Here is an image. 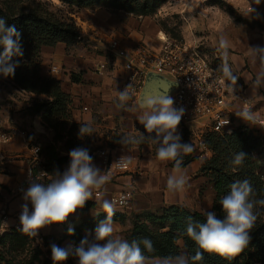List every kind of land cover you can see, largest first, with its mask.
<instances>
[{"label":"crops","instance_id":"obj_1","mask_svg":"<svg viewBox=\"0 0 264 264\" xmlns=\"http://www.w3.org/2000/svg\"><path fill=\"white\" fill-rule=\"evenodd\" d=\"M253 8L255 9L254 17L257 18L255 20L264 26V0H261L260 5L254 4ZM157 30L155 25H147L145 19H136L130 23L118 24L113 29L112 34L115 36L114 39L118 40L119 46L126 49L137 44L158 48L160 41L157 38ZM81 32L80 34H82ZM87 36L93 37V32L88 33ZM109 39L105 40V50L110 52L109 55L100 54L84 47L80 48L79 43L83 40L82 35H80L78 42L68 48L64 43L58 42L54 46H42L40 52L42 75L58 79L62 90L70 94L71 120L78 124L90 122L94 129L92 136H88L87 139L90 149L87 148V142L85 145L83 143L82 146V148L89 150L90 155L91 151L97 147L115 144L122 134L133 133L139 123L137 116L142 111L149 110L138 108L136 112H129L115 107L117 91L124 89L125 79L129 73L123 70L122 59L107 48ZM253 39L255 42L251 46L248 42ZM229 46L231 47L227 49L228 63L233 74L238 77L242 84L244 92L242 96L231 98L228 101V106L232 111V118H235L237 123H242L244 122L243 119L236 116L235 113L245 108L244 99L251 105V101L259 100L261 96L259 88L254 86L259 66L254 65L252 67L249 65V69L245 68V61L249 63V59L253 57L250 47H264V33L250 31L245 33L236 44ZM52 65L57 67L55 72L50 71ZM71 73L79 74L80 81H73L70 77ZM261 87L264 88V86ZM30 97L44 98L43 95L20 90L6 78L0 76V131L14 124L24 130L26 134L25 137L17 134L11 141L0 143V205H6L9 211H14L24 203L23 193H13V190L25 175L28 157L30 156L27 141L34 140L39 144L44 136L49 140L52 136L51 131L45 127L41 134L33 131L32 121L40 122V119L37 115L31 116L28 113V107L31 105ZM28 98L29 101H24ZM129 104H134V102L129 101ZM23 109L26 111L24 110V112ZM254 128L262 136L260 131L256 127ZM207 130L204 122L200 120L184 127H178V133L182 138L181 142L191 144L192 148L193 146L196 147L197 140ZM77 137L83 142V137H79L78 134ZM128 152L135 156L131 161V170L112 177L102 190L101 199H108L110 195L124 188L132 189V199L129 206L125 208L115 206V214H118V217L113 216V224H123L128 218L124 216V213L157 212L172 204L181 205L188 209L195 207L192 209L201 212L200 205L204 202L208 204L209 200L211 209L214 196L212 184L209 176L201 171L204 159L210 155L209 150L204 151L201 156L197 155L195 151L188 153L190 159L181 166L188 183L185 189L179 192H170L167 189L166 181L168 176L173 174L174 162L158 160L155 145L145 142L128 150ZM92 158L94 165L103 171L101 159L93 156ZM184 159L182 157V161ZM64 170L65 168L61 172ZM138 170H141V174L136 173ZM52 178L54 177H45L44 183L47 184ZM105 216L106 214L103 213L100 204L96 202V197H93V200L87 201L82 209H78L75 214L70 216L65 224L51 225L40 231L49 234L59 230L63 232L65 227H74L84 220Z\"/></svg>","mask_w":264,"mask_h":264},{"label":"clouds","instance_id":"obj_2","mask_svg":"<svg viewBox=\"0 0 264 264\" xmlns=\"http://www.w3.org/2000/svg\"><path fill=\"white\" fill-rule=\"evenodd\" d=\"M260 5L261 0H252ZM255 11L252 6L249 12ZM229 43L223 36L220 48L223 49V63L220 71L224 79L230 81L229 91L234 92L238 77L233 74L228 63L227 49ZM251 54L259 63L254 86H264V47H250ZM21 33L15 25L7 26L6 20L0 18V76L13 77L19 66L14 57H23ZM135 95L131 83L122 91H117L115 107L129 112L142 111L137 119L143 126L138 134L124 133L117 141L122 147L131 150L135 146L148 142L156 146V158L162 162H174L173 174L169 175L166 187L170 192L185 189L188 181L182 172V157L193 151L192 145L181 142L178 127L185 115L183 107H174L171 96H161L144 103L129 104ZM245 122L258 123V119L245 107L235 113ZM229 121L225 120V125ZM94 129L90 122L80 124L79 137L92 136ZM69 164L63 172L58 169L49 174L41 171L35 179L28 173L29 186L21 189L24 203L19 215V230L30 238H37L40 230L51 225H63L69 217L82 209L86 202L93 200L100 204L106 218L97 225L93 238L85 236L78 244L68 243L65 246L50 245L52 264H65L69 258H75L76 264H197L203 260V253H215L221 257L232 259L239 255L251 242V230L255 227L264 199H256L255 191L247 180H237L230 185V191L220 199L223 219L217 217L215 211H206L205 222H189L186 235L196 245L194 255L180 253L152 259L145 252L154 251L152 242L131 241L116 235L113 225L115 201L101 199L104 186L110 181V174L101 171L93 163V158L86 148L77 147L69 151ZM247 154L240 151L230 161L232 166L243 165ZM131 157L122 155L120 160L126 162ZM54 177L47 184L41 182L44 177ZM31 204V211L29 209ZM7 223V222H5ZM74 234V228H68V235ZM143 244V249L141 248Z\"/></svg>","mask_w":264,"mask_h":264},{"label":"trees","instance_id":"obj_3","mask_svg":"<svg viewBox=\"0 0 264 264\" xmlns=\"http://www.w3.org/2000/svg\"><path fill=\"white\" fill-rule=\"evenodd\" d=\"M59 1L77 8H86L101 0ZM0 18L6 20L7 26L15 25L21 33L24 52L23 57L13 58L14 61H19V66L15 75L6 79L20 90L44 96L37 99L38 104L35 106V115L52 133L49 143L40 144L41 154L45 159L44 168L49 174L57 169L62 171L70 162L69 150L83 146L82 140L77 137L80 124L71 120V97L62 90L60 81L55 77L42 75L40 52L42 46H54L58 42L64 43L66 48L72 46L79 41V27L70 16L57 13L43 0H0ZM70 77L73 81H80L79 74L71 73ZM33 110L34 105L31 103L28 113L31 115ZM201 138L210 151L201 165V171L210 178L214 192L211 211H215L218 218L223 219L220 199L228 194L230 185L237 180L247 179L255 191V198L264 199V139L254 126L244 121L222 131L207 130ZM64 151L66 153H62ZM240 151L247 154L243 165L232 166L230 161ZM183 157L185 159L182 165L190 159L189 154ZM116 216L118 214L114 215ZM135 216L130 235L125 239L129 242L150 240L154 251L145 252L146 256L159 258L177 255L180 254L181 247L189 256L197 251L195 243L186 235V227L189 218L194 223L205 222L203 212L172 204L157 213L144 212ZM138 216L155 227L149 228ZM105 218L106 216L87 219L72 228L74 232L94 231ZM68 228L65 227L63 233H67ZM12 233L22 232L3 233L0 240ZM179 241L182 242L181 246ZM141 248L143 249L142 243ZM251 248L256 252L254 257L251 256ZM197 264H264V209H261V215L251 230V242L243 252L232 259L205 252L203 260Z\"/></svg>","mask_w":264,"mask_h":264},{"label":"rangeland","instance_id":"obj_4","mask_svg":"<svg viewBox=\"0 0 264 264\" xmlns=\"http://www.w3.org/2000/svg\"><path fill=\"white\" fill-rule=\"evenodd\" d=\"M43 1L47 2L52 10L61 15L70 16L74 20L79 30L82 31L80 35L83 40L79 43L80 48L84 47L106 55H109L110 52L105 50V40L115 37L112 34L113 29L118 24L130 23L136 19H145L147 25H155L158 28L157 33L161 30L169 38L181 40L209 57H213L214 54L223 57V49L220 48L222 36L227 39L229 45L233 46L239 39H242L245 33L250 31L264 33V26L255 20L257 19L254 17L255 11L249 12L250 6L253 8L254 5L252 0H101L86 8H77L59 0ZM92 32L93 37H88V33ZM254 42L253 39L248 44L253 46ZM249 65L259 66V63L251 57L249 63L245 61V68L249 69ZM259 93L260 99L251 101L249 108L250 112L258 119V123H248L256 127L264 137L263 87H259ZM30 99L34 105L31 116H35L38 98L30 97ZM30 99H24V101ZM232 120L236 125V119L232 118ZM88 138V136L83 137V143L85 145L87 142V148L90 149ZM27 142L28 146L38 143L34 140ZM46 143H49V138L44 136L39 141V145ZM193 151L200 156L204 153V150L198 145L193 146ZM206 203L200 205V210L203 213L211 211L209 200L208 204ZM192 208L189 209L193 210ZM144 212L146 211L140 213ZM140 213L122 214L128 218L123 224H113L116 235L124 239L128 237L135 215ZM138 217L149 228L155 227L142 216ZM85 236H88L89 239L93 238L94 231H76L71 236L68 235V232L63 233L61 230L50 234L40 231L37 238H30L23 233H12L0 240V264H52L51 244L59 246H65L68 243L78 244ZM139 238L143 237L139 236ZM179 244L181 246L182 242L179 241ZM250 251L251 256H256L254 249L251 248ZM180 253L186 254L185 249L181 247ZM65 264H76L75 258H69Z\"/></svg>","mask_w":264,"mask_h":264},{"label":"built area","instance_id":"obj_5","mask_svg":"<svg viewBox=\"0 0 264 264\" xmlns=\"http://www.w3.org/2000/svg\"><path fill=\"white\" fill-rule=\"evenodd\" d=\"M160 41L158 48H151L144 44H137L129 49L119 46L117 39L111 38L107 42V48L113 51L116 56L122 59V68L129 74L126 76L125 86L132 84L135 95L132 102L141 90L147 72L159 73L175 82L173 91L168 95L174 100V107H183V116L179 127L187 126L194 121H203L208 130L222 131L234 125L232 111L228 101L233 97L243 95L244 88L237 81L236 90L230 92V81L223 78L220 67L223 57L214 54L209 57L197 51L196 48L187 45L181 40L169 38L161 30L157 33ZM57 67L52 65L50 71L55 72ZM169 76V77H168ZM245 107L250 108L246 99ZM85 109V108H83ZM229 122L225 125V120ZM34 132L43 133L44 126L40 122L32 121ZM143 126L138 123L133 134L142 133ZM25 137V131L11 124L5 130L0 131V143H7L15 135ZM120 137L118 138V140ZM117 140V141H118ZM116 141L113 145H104L91 151L93 157H98L103 163V171L110 174V177L129 172L131 161L135 158L130 155L129 148H124ZM196 144L204 151H208L202 138ZM30 156L28 157L25 175L21 182L15 187L13 193H22L21 189L29 186L28 173L35 179L39 172L44 171L45 159L41 154L40 145L29 146ZM128 156L130 160L122 162L120 157ZM141 174V170L136 171ZM45 177L41 182H45ZM95 197V195H94ZM132 199V189L124 188L109 196L108 200L115 201V206L128 207ZM31 211V204L29 203ZM21 205L14 211H9L4 204L0 205V235L9 231H19V215ZM7 222V223H5Z\"/></svg>","mask_w":264,"mask_h":264},{"label":"water","instance_id":"obj_6","mask_svg":"<svg viewBox=\"0 0 264 264\" xmlns=\"http://www.w3.org/2000/svg\"><path fill=\"white\" fill-rule=\"evenodd\" d=\"M175 82L159 73L147 72L143 85L136 98V103H144L161 96H168L174 89Z\"/></svg>","mask_w":264,"mask_h":264}]
</instances>
